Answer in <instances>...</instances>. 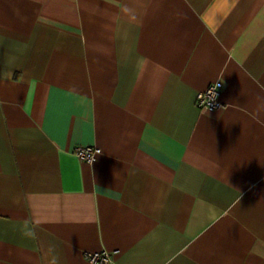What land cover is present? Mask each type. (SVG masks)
Masks as SVG:
<instances>
[{
  "label": "crops",
  "instance_id": "0c3cea01",
  "mask_svg": "<svg viewBox=\"0 0 264 264\" xmlns=\"http://www.w3.org/2000/svg\"><path fill=\"white\" fill-rule=\"evenodd\" d=\"M100 252L264 264V0H0V264Z\"/></svg>",
  "mask_w": 264,
  "mask_h": 264
},
{
  "label": "built area",
  "instance_id": "2783aa9c",
  "mask_svg": "<svg viewBox=\"0 0 264 264\" xmlns=\"http://www.w3.org/2000/svg\"><path fill=\"white\" fill-rule=\"evenodd\" d=\"M222 90V83L215 82L209 85L205 90L200 91L196 98V107L201 110H216L223 108L219 97ZM101 150L98 147H76L74 154L80 160L87 164H92L100 155ZM89 264H110L111 257L107 252L89 253L86 256Z\"/></svg>",
  "mask_w": 264,
  "mask_h": 264
}]
</instances>
